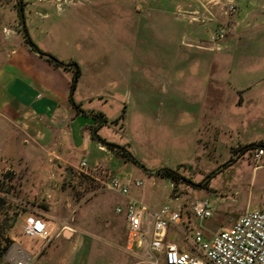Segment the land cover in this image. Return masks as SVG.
<instances>
[{"label":"crops","instance_id":"1","mask_svg":"<svg viewBox=\"0 0 264 264\" xmlns=\"http://www.w3.org/2000/svg\"><path fill=\"white\" fill-rule=\"evenodd\" d=\"M22 1L30 38L72 69L54 66L16 31L6 33L7 26L17 27L19 11L11 0L0 1V168L25 157L23 164L17 162L26 172L21 184L32 183L31 156L47 157L52 164L73 163L70 155L80 149L90 164L111 158L92 132L104 123L105 118L98 120L104 115L83 110L82 101L71 98L74 68L79 77L73 94L93 90L99 77H106L110 93H133L124 107L138 108L140 123L170 126L173 158L148 169L186 165L207 149L218 155L221 148L264 141V0H233L235 14L227 17L217 10L207 23L198 18L204 14L200 0ZM217 23L228 29L216 47L208 38ZM80 116L86 119L80 121ZM257 148L251 151L254 164L249 169L237 165L240 157L223 167L234 166L238 172L236 195L227 187L220 194L222 215L234 201L241 203L225 228L241 213L264 205V154L255 159ZM143 195L130 193L146 203ZM130 197L122 195L119 204ZM39 217L52 231L50 212ZM53 238L43 239L33 252L23 249L32 260L42 252L41 264H94L71 258L73 249L62 255Z\"/></svg>","mask_w":264,"mask_h":264},{"label":"rangeland","instance_id":"2","mask_svg":"<svg viewBox=\"0 0 264 264\" xmlns=\"http://www.w3.org/2000/svg\"><path fill=\"white\" fill-rule=\"evenodd\" d=\"M0 1L3 4L7 3V0ZM11 7L19 11L18 0H11ZM19 14L18 12L17 27L7 26L4 30H9V34L16 31L24 38ZM110 86L106 77H99L98 85L93 90L83 93L74 91L73 94L74 101H82L83 110L101 112L104 115L106 120L97 128V135L114 144L125 145L130 150L132 148L134 156L146 168L149 165L160 167L164 158H173L175 140H171L170 126L140 123L138 108L124 107L125 99L130 98L133 93H110ZM84 119L85 116L79 118L80 121ZM88 137L93 141L91 129L88 131ZM94 140L99 142L97 139ZM98 146L101 151H109L105 153L111 158L100 161L114 172L127 173L144 180L143 188H132V191L144 194V200L148 205L158 207L170 203L182 206L180 223L170 226L167 234L168 240L179 245L194 247L189 234L191 227L200 230L203 236L209 239L210 236L206 234L225 229V225L241 208L240 200H237L233 202V207L225 216L221 213L223 202L220 194L224 193L226 187L233 194L236 191L238 172L236 167H222L211 178L207 187L198 186L207 174L234 157L237 148H221L218 155L213 149H207L203 154L195 155L192 162L184 166L172 167L177 168L181 175L189 179L176 183L168 178L151 175L153 173L146 172L132 160L114 153L102 142H99ZM251 151L252 149L243 153L237 165L249 169L254 164ZM31 157L29 162L33 168L30 173L31 185L21 184L20 181L26 172L17 162L23 164L25 157L20 155L18 161L11 159L9 165L0 168V197L4 200L0 205V251L4 250L0 252V264H10L9 258L16 254V246L25 253L23 247L33 252L45 243L41 238L26 236L24 226L28 216H40L46 211L50 212L55 221V227L51 231V235L54 236L51 243L60 246L62 255L73 249V254L69 253L71 258L90 260L94 264L115 262L132 264L145 260V253L140 249L125 248V219L114 211L115 206L121 203L119 199L122 195L108 189L97 176L92 177L76 170L82 158L88 161L89 156L85 152L76 149L70 155L73 163L53 161L55 164H52L48 162L47 157L43 159L40 156ZM67 168L72 171L70 177L66 172ZM56 185L59 186L58 189ZM200 198L209 199L212 208L211 216L204 219L194 218L190 212L192 202ZM58 233L59 236L56 235ZM22 252L18 254L22 255ZM41 253L32 260L31 264H41L38 263Z\"/></svg>","mask_w":264,"mask_h":264},{"label":"built area","instance_id":"3","mask_svg":"<svg viewBox=\"0 0 264 264\" xmlns=\"http://www.w3.org/2000/svg\"><path fill=\"white\" fill-rule=\"evenodd\" d=\"M58 4L72 3L75 0H56ZM204 14L199 20L207 23L215 16V11L227 17L235 14L237 7L233 0H200ZM226 24L217 23L210 31L208 41L218 46L227 33ZM9 33V30H4ZM264 154L263 148H257L255 159ZM99 180L110 190L130 197L132 188H143L144 180L127 173L114 172L102 161L93 164L81 160L76 167ZM114 211L122 215L126 224L125 248L140 249L145 253V260L132 264H264V205L241 213L232 224L212 233L209 239L200 230L189 229L194 247H180L167 239L170 226L178 225L182 218V206L170 203L152 207L136 197H130ZM192 217L204 219L212 214L209 199L200 198L190 206ZM26 236L39 237L49 241L51 230L39 216L26 218L24 226ZM161 255V258L159 256ZM12 264H31L32 258L26 252L21 257L10 258Z\"/></svg>","mask_w":264,"mask_h":264},{"label":"trees","instance_id":"4","mask_svg":"<svg viewBox=\"0 0 264 264\" xmlns=\"http://www.w3.org/2000/svg\"><path fill=\"white\" fill-rule=\"evenodd\" d=\"M24 38H25V42L30 46L31 49L37 51L41 56L45 57L54 66L60 67V68H63V69H67V70L68 69H72V67H70V63H67V65H64V62L62 60L58 59L57 57H55L54 55L40 50L37 47V45L33 42V40L30 38L29 35H25L24 34ZM72 71H73V76H72V82H71V98H72V95H73L72 84H73L74 78L75 77H77V78L79 77V70L78 69L74 68V70H72ZM73 104H74V106H76L78 108V105L76 103L73 102ZM123 116H124V114L121 115V117H123ZM101 142L104 145H106L110 150H112L114 153H116V154H118V155H120V156H122L124 158H127L129 160H132L134 163L137 160V158L134 156L133 152L130 149H128L125 145H117V144H114L112 142L107 141L104 138L101 140ZM256 147H260V148L263 147L264 148V141H259V142H256V143H249V144H245V145L239 146L236 149V155L234 157H231L226 163L221 164L215 171L207 174L203 178V180L198 184V186L200 188L207 187V185L210 182L211 178L218 171H220L222 167H224V166L228 165L230 162L236 160V158L240 157L247 150H250V149H253V148H256ZM151 175H158V176L163 177V178H168V179H170L172 181H175L176 183L181 182L182 180L183 181H189V179H187L186 177H184L183 175H181L178 172L177 168H172V167H167V166H164V167L156 169V172L151 174ZM3 201H4L3 198L0 197V205L3 203ZM3 251L4 250L1 249L0 252L2 253Z\"/></svg>","mask_w":264,"mask_h":264},{"label":"water","instance_id":"5","mask_svg":"<svg viewBox=\"0 0 264 264\" xmlns=\"http://www.w3.org/2000/svg\"><path fill=\"white\" fill-rule=\"evenodd\" d=\"M18 3H19V12H20V17H21V27H22L21 29H22V31H23V33L25 35H28L27 30H26L25 18H24L23 1L22 0H18ZM64 65H67V63H64ZM72 65L74 67H76L75 64L72 63ZM76 81H77V77L74 78V81H73V84H72L73 90H74V88L76 86ZM98 120H99V122H102L104 120V117L101 116V115H99L98 116ZM96 131H97V129L96 128H93V131H92L93 132V135H94V137H96L97 139H99L101 141L102 138L97 135ZM135 163H136V165H138L140 168H142L143 170H145L148 173H155L156 172V170L146 168L138 160H136ZM181 166H184V165H181ZM66 172L68 174V177H70L71 176V172H72L71 169L70 168H67Z\"/></svg>","mask_w":264,"mask_h":264},{"label":"bare ground","instance_id":"6","mask_svg":"<svg viewBox=\"0 0 264 264\" xmlns=\"http://www.w3.org/2000/svg\"><path fill=\"white\" fill-rule=\"evenodd\" d=\"M15 252H16V254H15V256H18L19 254H18V252H22V250L19 248V247H15ZM23 253V252H22ZM22 256V255H21Z\"/></svg>","mask_w":264,"mask_h":264}]
</instances>
